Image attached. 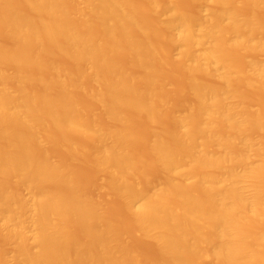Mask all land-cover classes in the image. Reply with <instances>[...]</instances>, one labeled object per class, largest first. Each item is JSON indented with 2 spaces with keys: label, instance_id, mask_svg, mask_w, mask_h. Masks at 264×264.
<instances>
[{
  "label": "bare ground",
  "instance_id": "1",
  "mask_svg": "<svg viewBox=\"0 0 264 264\" xmlns=\"http://www.w3.org/2000/svg\"><path fill=\"white\" fill-rule=\"evenodd\" d=\"M0 264H264V0H0Z\"/></svg>",
  "mask_w": 264,
  "mask_h": 264
}]
</instances>
